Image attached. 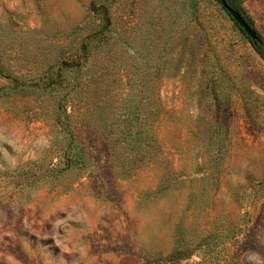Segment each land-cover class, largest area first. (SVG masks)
I'll return each instance as SVG.
<instances>
[{
  "label": "rangeland",
  "instance_id": "374dc122",
  "mask_svg": "<svg viewBox=\"0 0 264 264\" xmlns=\"http://www.w3.org/2000/svg\"><path fill=\"white\" fill-rule=\"evenodd\" d=\"M195 1L191 17L187 0H0V264H264V59ZM241 1L264 38V0ZM93 5L111 15L99 38ZM75 54L102 70L106 120L156 91V149L109 156L76 124L99 120L94 84L63 109L43 91ZM75 130L86 165L46 177Z\"/></svg>",
  "mask_w": 264,
  "mask_h": 264
},
{
  "label": "trees",
  "instance_id": "16d2710c",
  "mask_svg": "<svg viewBox=\"0 0 264 264\" xmlns=\"http://www.w3.org/2000/svg\"><path fill=\"white\" fill-rule=\"evenodd\" d=\"M217 1L225 10L221 2L219 0ZM227 2L233 8L239 10L247 22H249L252 29L257 32L259 40H251L225 10L238 26V28L246 35L257 53L264 59V38L259 34L251 22L249 16L246 14V10L242 4V1L227 0ZM195 7V0H187L188 14L191 17H193V14H195ZM91 11L97 17L100 24L96 30L89 34L88 37L99 38L100 35H104L103 32L105 30H110L111 15L109 14V11L103 8L101 5H93ZM83 50H85V52L88 51V49H85V46ZM93 55L94 54H75V57L71 60H63L59 65L56 75L52 72H48L47 80L49 83L43 87V91H47L49 89V93L58 94V108L63 109L68 103H70L72 106V104H74L73 101H76V103L80 101L82 97L81 95H83V93L89 88L90 83L94 84L96 88V97L91 110L92 112L97 113L99 120H85V118L82 117L84 113H80L77 115V117L80 119V122H77L76 124H82L84 121H87L86 123L88 127L103 131L106 134V152L109 153V156L115 155L118 151L127 149L136 155L140 152L145 153L156 149L157 142L154 124L161 111V106L159 105V98L156 91L152 93L146 104L144 103L145 101H143L144 97H141L134 107L128 105L127 101L132 100L133 98H122L121 106H118V111H121L120 113H122L124 110H126V113L129 115V117L123 119L122 121L117 122L114 120L104 119L103 114L105 112V108L100 109L102 106V97L100 95V78L102 76V70L101 68L92 70L88 65L89 60ZM67 70L71 72L70 78L63 76V72ZM3 73L4 72L0 67V74ZM6 77L14 82L15 85L12 88L15 90V92L29 90L28 88L30 85L25 86V83H18V79L16 77H13L10 74H6ZM130 82L131 80L129 78V86L131 84ZM65 115L71 117V115ZM75 127L76 125H74V129ZM72 142L73 145L70 147L69 152H65L66 158L64 168H59L58 170L50 168L48 170L49 174H45L46 177H48L52 172L53 177H56L58 174L68 168H72L77 165L84 167L86 165L90 154L85 144H83V142L80 140L76 130L73 133ZM131 162H133V160Z\"/></svg>",
  "mask_w": 264,
  "mask_h": 264
},
{
  "label": "water",
  "instance_id": "95a60500",
  "mask_svg": "<svg viewBox=\"0 0 264 264\" xmlns=\"http://www.w3.org/2000/svg\"><path fill=\"white\" fill-rule=\"evenodd\" d=\"M225 10L230 14V16L233 18V20L239 25V27L244 31V33L251 39V40H259V37L257 35V32L252 29L251 25L247 20L244 18V16L241 14L239 10H236L233 8L227 0H219Z\"/></svg>",
  "mask_w": 264,
  "mask_h": 264
},
{
  "label": "crops",
  "instance_id": "0c3cea01",
  "mask_svg": "<svg viewBox=\"0 0 264 264\" xmlns=\"http://www.w3.org/2000/svg\"><path fill=\"white\" fill-rule=\"evenodd\" d=\"M91 263V262H90Z\"/></svg>",
  "mask_w": 264,
  "mask_h": 264
}]
</instances>
